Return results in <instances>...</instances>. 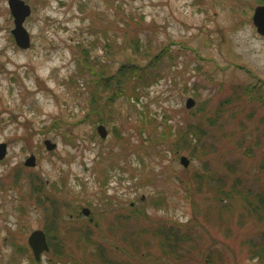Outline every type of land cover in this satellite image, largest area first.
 <instances>
[{"label": "rangeland", "instance_id": "obj_1", "mask_svg": "<svg viewBox=\"0 0 264 264\" xmlns=\"http://www.w3.org/2000/svg\"><path fill=\"white\" fill-rule=\"evenodd\" d=\"M22 1L25 50L0 0V264H264V0ZM121 63L150 76L112 85Z\"/></svg>", "mask_w": 264, "mask_h": 264}, {"label": "water", "instance_id": "obj_2", "mask_svg": "<svg viewBox=\"0 0 264 264\" xmlns=\"http://www.w3.org/2000/svg\"><path fill=\"white\" fill-rule=\"evenodd\" d=\"M8 7L14 19V28L11 33L14 37L15 43L21 49H26L30 46V36L26 28L23 26V23L26 17L30 15L31 10L22 0H8ZM252 19L257 33L264 35V5L255 8ZM192 104L193 102L190 99L187 100L186 108H191ZM98 132L101 136H105L106 134L104 127L102 126L98 128ZM44 143L47 149L53 147V144H50L48 141H45ZM4 152V145H0V158L3 157ZM183 163L186 165L184 161ZM25 165L34 166L33 157L28 158ZM27 243L31 248L36 261L39 260L42 251H48L45 234L40 230L32 232L27 239Z\"/></svg>", "mask_w": 264, "mask_h": 264}, {"label": "trees", "instance_id": "obj_3", "mask_svg": "<svg viewBox=\"0 0 264 264\" xmlns=\"http://www.w3.org/2000/svg\"><path fill=\"white\" fill-rule=\"evenodd\" d=\"M131 20V19H130ZM128 24H130V23H128ZM134 31H135V29H133ZM128 37H129V39H128ZM123 39H124V41H127V42H132L133 40H136V38H135V33L134 32H129V33H127V34H125L124 35V37H123ZM133 48V47H132ZM166 52V50H165V48H162L151 60H149V62H150V64H149V62H148V67H150L151 69L149 70V71H147L151 76H153L151 73H152V69H155L156 67V64L162 59V56H163V54ZM81 65V64H80ZM129 72V74H130V77H132L135 81H138V82H144V81H146L147 79H148V77L150 76V75H148V74H146V70H145V67H143V66H140V65H124V63H121V66H120V68H119V75L117 74L116 76L117 77H113V78H111V80H110V82H111V84L113 85L114 83L115 84H117L121 79H124L123 78V76L125 75V74H127ZM118 88V87H117ZM119 91H123L122 90V88L121 87H119V89H117V91H115L114 93H118ZM124 92V91H123ZM92 113H94L93 111H91ZM90 114H88V116H89ZM193 128V126H191L190 127V129H192ZM185 134V136H183L184 138H188L189 137V134H188V132L187 131H185L184 132ZM194 137H196V135H193ZM190 138V137H189ZM218 182H220V181H218ZM236 192V190H235V187L234 186H232L231 187V189L230 190H226V189H224V190H222L221 192L219 191V193L221 194H223L224 196H225V198L226 199H228V200H233L234 199V193ZM238 193H239V191H237ZM236 192V193H237ZM239 195H242V193H239ZM223 196V197H224ZM243 198V197H242ZM222 200V199H221ZM243 200H244V202L245 203H250V201H249V199H247V198H243ZM248 205H250V204H248ZM97 227H99V225H96ZM123 225L122 224H120V227L121 228H123L122 227ZM162 229H164V233L163 234H168L167 235V240H169L168 242L170 243V241H173V239L171 238V236H173V234H177V230H173V229H171V228H168V227H166V226H164V225H162V226H160ZM100 229V235L97 237L98 238V240H99V242L100 241H102V240H104V237H106L107 236V234H105V232H103V230H102V227L101 228H99ZM168 229H170V231L168 232ZM120 232V235H122V237L124 236L123 234H126V231L125 232H122V231H119ZM118 233V232H117ZM123 233V234H122ZM84 235V234H83ZM87 237V239H89V240H91L92 238H91V235L89 234V235H86ZM119 238H121V237H119ZM119 238H115V239H112V240H116L117 242H118V240H119ZM154 239H155V243H157L158 244V247H157V249L159 250V248H161V246H159L160 244H164L165 243V241L163 242V237H162V235H160V234H158L157 235V233L155 234V237H154ZM88 240V241H89ZM121 240H122V238H121ZM260 243H262L263 244V246H261L260 245ZM260 243H257L252 249H254L255 247H257V249H259V250H262L263 248H264V234H263V236L261 237V242ZM91 244V243H90ZM177 244H179V241L177 242ZM253 244V243H252ZM115 246H117V245H115ZM152 247H150L149 249H151ZM177 248H178V246H177ZM65 250V249H64ZM64 250L61 252L62 253V255L64 254ZM119 250H120V248H119ZM141 250V249H140ZM125 252V251H124ZM144 252V251H143ZM175 252H177V249L175 250ZM168 253H169V247H167V249L163 252V254H165V256H167L168 257ZM102 255H99L98 254V256L99 257H103L104 258V261H102V263L103 264H108V261L109 260H107L106 259V257H108V254L106 253V248H105V251H104V253H101ZM139 254V253H138ZM143 259H147V257H142ZM35 260V259H34ZM262 261H264V257H263V259H262ZM206 264V263H205Z\"/></svg>", "mask_w": 264, "mask_h": 264}, {"label": "flooded vegetation", "instance_id": "obj_4", "mask_svg": "<svg viewBox=\"0 0 264 264\" xmlns=\"http://www.w3.org/2000/svg\"><path fill=\"white\" fill-rule=\"evenodd\" d=\"M255 10V9H254ZM254 12V11H253ZM252 18H253V16H252ZM252 22H253V19H252Z\"/></svg>", "mask_w": 264, "mask_h": 264}]
</instances>
